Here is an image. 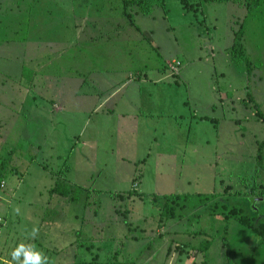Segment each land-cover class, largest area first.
<instances>
[{"label":"rangeland","instance_id":"374dc122","mask_svg":"<svg viewBox=\"0 0 264 264\" xmlns=\"http://www.w3.org/2000/svg\"><path fill=\"white\" fill-rule=\"evenodd\" d=\"M95 1L124 14L122 26L114 19L109 35H90L82 15L83 33L65 30L49 54L79 41L82 49L108 43L122 59L112 62L126 64L121 72L104 68L97 51L95 66L75 68L44 57L47 46L0 42L12 45L15 65L0 67V255L9 238L10 264L23 241L42 243L48 264H264V238L225 216L237 208L264 220V122L256 115V104L264 113V0L253 8L245 0H166L150 13L134 2L125 9L124 0ZM77 71L81 80L68 83ZM96 71L117 78L114 89L130 76L148 81L107 100L105 85L84 82ZM161 110L184 117L159 121ZM62 178L79 186L69 197L51 192ZM255 182V195L237 194ZM172 193L191 198L167 217L159 197ZM211 238L208 252L197 249Z\"/></svg>","mask_w":264,"mask_h":264},{"label":"crops","instance_id":"0c3cea01","mask_svg":"<svg viewBox=\"0 0 264 264\" xmlns=\"http://www.w3.org/2000/svg\"><path fill=\"white\" fill-rule=\"evenodd\" d=\"M96 1L95 0H0V38H4L2 41H19L24 44L27 43H37V45L47 46V51L45 52L44 57H48L50 60L54 57H57L58 61L61 62V66H73L75 68L84 66V67H92L95 66L96 63L99 61V57L102 56L100 54H104L103 57H105L104 61L105 64L102 66H105L104 68H108V66H115L117 68L114 70L115 72H121V69L126 66V64L123 63H113L112 61H121L122 59H117V55L115 54V48L114 46H108V43H98V45H102L103 47H100L98 45L89 44V46H86L84 49H82V44L79 41V38L77 40L79 42H74L73 44L67 45V47L57 46V52H51L49 54V42H58L61 41L64 37L62 35L65 34V30L73 28L76 32L81 34L83 33V26H89V33L90 35L95 34H108L106 30H113L116 25L118 24L119 19L125 18L126 16L123 14H116L114 12V6L112 8H109L107 6L98 7L95 6ZM93 5V6H92ZM108 10L109 12H103L101 10ZM106 13V14H105ZM110 13V14H109ZM66 14H77L75 18H71V22L66 21ZM82 15H89V18L86 19L84 25L82 26V23L79 22V18ZM70 17V16H69ZM96 17V18H95ZM110 18V20H109ZM114 19H117L118 21H114ZM89 20H95V21H89ZM120 26H122L121 21ZM115 25V26H114ZM119 26V27H120ZM82 29V30H81ZM99 29H102L98 32ZM104 30V31H103ZM75 34V33H73ZM5 36V37H3ZM68 39V38H66ZM73 40V38H70ZM110 40V39H109ZM64 41V40H63ZM63 44V43H61ZM114 47V48H112ZM68 48V49H66ZM43 50V49H42ZM89 50H93L92 54L89 55L85 54L83 55V52H89ZM105 50H108V53H105ZM14 51L12 45L8 44H0V67H11L15 66L12 60V52ZM95 52V53H94ZM93 56V57H92ZM45 58V59H46ZM87 58L89 61H87ZM44 59V58H43ZM32 61H39L41 59L33 58ZM55 60V59H53ZM46 61L43 65H49L50 62L47 60H41ZM93 61V62H92ZM21 64V62H20ZM32 66L29 63H22L21 66ZM125 65V66H124ZM77 70V69H76ZM110 71V70H109ZM74 73L73 75H69L65 80H70L68 83L75 84L77 79L81 80L80 72ZM97 74L95 75H89L90 80H85L84 82L90 83L89 85L93 86V88H100L101 86L105 85L106 90H103L106 92L105 94H109L107 96V100L114 97L115 93L119 92L124 85L127 83H130L131 81H135L134 83L137 85H141L143 82H147L148 78L145 76L144 79L141 78H132L130 76L127 79H120L117 81L118 87L117 89H114V85L112 84L117 80L115 77H107L102 76L101 74L96 71ZM113 73V72H111ZM158 79H162V77H159ZM81 84V82H80ZM104 87H101L103 89ZM102 91V90H101ZM80 92H77V94ZM151 94V93H150ZM104 96V95H102ZM101 96V97H102ZM160 102V106H162V102ZM118 106V103L116 104ZM137 106V104L135 105ZM140 107V106H139ZM61 106L58 108L60 109ZM115 109V108H114ZM119 110V109H117ZM141 110V108H140ZM172 110V109H169ZM151 112V111H150ZM175 111H160V113H157V116L160 117L159 121H163L164 119H172L174 123H178L179 120L177 116L184 117L182 113H174ZM150 114V113H149ZM152 115V113H151ZM150 115V116H151ZM195 116V115H194ZM141 113L138 116V120L141 122ZM155 119V116L153 117ZM191 121V120H190ZM155 132H157V129H154ZM137 185V184H136ZM0 236V241H1ZM6 242V246L3 247L4 250L7 248V251H5V256L0 255V260L5 259L8 260V257H6L7 253L11 251V247L9 248V242L11 240L8 238ZM25 243V241H23ZM15 244V243H14ZM19 243H16V246ZM37 246V249L44 253L46 256L48 253V250H45V247L42 243L34 242Z\"/></svg>","mask_w":264,"mask_h":264},{"label":"trees","instance_id":"16d2710c","mask_svg":"<svg viewBox=\"0 0 264 264\" xmlns=\"http://www.w3.org/2000/svg\"><path fill=\"white\" fill-rule=\"evenodd\" d=\"M180 1L184 4L185 7L189 6L188 5L190 3L189 0H180ZM208 1L212 2V1H226V0H208ZM233 1H240V0H233ZM261 1L262 0H245L247 6L250 8H253L254 6L260 5ZM133 2L136 4H139L141 6V8H145L146 13H150L151 10L155 6L164 7L166 0H124L125 9L128 6V4H134ZM125 11L127 12V10H125ZM249 99L251 101L253 100L252 95ZM256 106H257L256 107L257 108L256 115L258 116V119H260L261 121L264 122V113L261 110V108L258 106V104H256ZM259 146H260L259 147L260 163H262L264 160V140L260 143ZM3 169H2V167H0V186H1L2 180L4 179V176H5V172ZM69 182L70 181L66 180L65 178H62L61 180L56 181V184L52 188L51 192L52 193L55 192V193H57L61 196H64V197L71 196L74 188L79 187V186H76V185L71 184ZM257 188H258L257 182H255L245 192L238 190L237 194H241V195L242 194H247V195L249 194V195L253 196L257 192ZM128 193L136 194L137 192L136 191H134V192L130 191ZM139 195L143 196L140 193H139ZM212 195L215 196L216 194H206L205 197L210 198ZM159 198H163L165 200L164 207H163V213H165V215L167 217H169V216L174 215V211L176 209V204H178L179 201H188L191 198V196L189 194H178V193L174 194V193H172V194H164V195L160 196ZM70 199H72V197ZM225 216L227 218H229V216H233L241 224H243L245 227L252 229L259 237L264 238V220L260 221L259 223L256 224L254 222L253 217L249 216L248 214L244 213L241 209H237V208H232L228 213L225 212ZM223 241H224L223 242L224 245L228 244V239L226 237H224ZM213 242H214L213 238L202 240L197 249L200 251H203V252H208V249L210 248V246L212 245Z\"/></svg>","mask_w":264,"mask_h":264},{"label":"clouds","instance_id":"9594fccd","mask_svg":"<svg viewBox=\"0 0 264 264\" xmlns=\"http://www.w3.org/2000/svg\"><path fill=\"white\" fill-rule=\"evenodd\" d=\"M19 212V209H16ZM39 232L38 228H33L31 235L35 237ZM12 261L16 264H48V258L44 253L38 250L34 244L31 243H19L11 252ZM4 264H10L5 260Z\"/></svg>","mask_w":264,"mask_h":264},{"label":"built area","instance_id":"2783aa9c","mask_svg":"<svg viewBox=\"0 0 264 264\" xmlns=\"http://www.w3.org/2000/svg\"><path fill=\"white\" fill-rule=\"evenodd\" d=\"M172 68L173 69H176L177 70V68L179 67V65H180V62L179 61H177V60H174L173 62H172Z\"/></svg>","mask_w":264,"mask_h":264}]
</instances>
